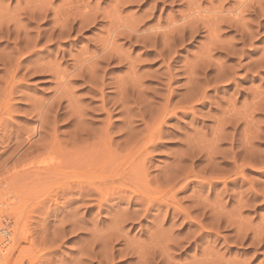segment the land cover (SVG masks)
Here are the masks:
<instances>
[{
  "label": "rangeland",
  "instance_id": "374dc122",
  "mask_svg": "<svg viewBox=\"0 0 264 264\" xmlns=\"http://www.w3.org/2000/svg\"><path fill=\"white\" fill-rule=\"evenodd\" d=\"M44 1L0 0V264H264V0Z\"/></svg>",
  "mask_w": 264,
  "mask_h": 264
},
{
  "label": "bare ground",
  "instance_id": "6f19581e",
  "mask_svg": "<svg viewBox=\"0 0 264 264\" xmlns=\"http://www.w3.org/2000/svg\"><path fill=\"white\" fill-rule=\"evenodd\" d=\"M43 1H44V0H43ZM122 1H124V0H122ZM236 1L239 2L240 4H241V2L244 3L242 0H236ZM245 1H246V0H245ZM115 2H116V1H115ZM36 3H37V2H36ZM43 3L45 4V1H44ZM43 3H41V5H42ZM122 3H123V2H122ZM235 3H236V2H235ZM44 4H43V5H44ZM48 4H49V3H48ZM48 4H45V5H48ZM37 5H40V3L38 2ZM37 5H36V6H37ZM221 6H222V5H221ZM238 6H240V5H238ZM41 7H42V6L38 7V8H40V11H42V10H41L42 8L44 9V7H42V8H41ZM48 7H49V6H48ZM243 7H244V6H243ZM246 7H247V6H246ZM36 8H37V7H36ZM38 8H37V9H38ZM45 8H46V7H45ZM240 9H241V8H240ZM240 9H239V10H240ZM243 9H244V8H243ZM34 10H35V9H34ZM46 10H47V8H46ZM46 10H45L44 12H46ZM217 10H218V9H217ZM234 10H235V9H234ZM237 10H238V9H237ZM241 10H242V9H241ZM38 11H39V10H38ZM38 11H37V12H38ZM190 11H191V9H190ZM215 11H216V10H215ZM42 12H43V11H42ZM44 12H43V13H44ZM192 12H193V11H192ZM235 12H236V11H235ZM30 13H32V12H30ZM35 13H36V11H35ZM57 13H58V12H57ZM63 13H64V12H63ZM194 13H195V12H194ZM215 13H216V12H215ZM237 13H238V12H237ZM36 14H37V13H36ZM41 14H42V13H41ZM41 14H39V15H40V16H43V15H41ZM59 14H60V13H59ZM78 14H79V13H78ZM78 14L76 15V17L79 16V15H80V17H82L81 13H80L79 15H78ZM82 14H84V13L82 12ZM238 14H239V13H238ZM57 15H58V14H57ZM57 15H56V16H57ZM87 15H88V13H87ZM193 15H194V14H193ZM201 15H202V14H201ZM239 15H240V14H239ZM35 16H36V15H35ZM37 16H38V15H37ZM37 16H36V17H37ZM56 16H55V17H56ZM63 16H64V15H63ZM84 16H85V14L83 15V18H84ZM196 16H197V15H196ZM30 17H31V16H30ZM32 17H33V16H32ZM43 17H44V16H43ZM61 17H62V16H61ZM88 17H89V16H86L85 18H88ZM93 17H95V16H94V15L91 16V18H93ZM205 17H206V15H205ZM216 17H217V16H216ZM197 18H198L199 20H197ZM197 18H196L197 22H196L195 24H197V23L200 21V18H202V17H197ZM208 18H209V17H208ZM213 18H214V17H213ZM217 18H218V17H217ZM44 19H45V18H44ZM56 19H57V18H56ZM58 19H60V17H58ZM93 19H94V18H93ZM93 19H92V20H93ZM203 19H204V18H203ZM203 19H201V20L204 21ZM218 19H219V18H218ZM218 19H217V20H218ZM80 20H82V19H80ZM196 20H195V21H196ZM31 21H32V20H31ZM62 21H64V19H62ZM62 21H60V22H62ZM65 21H66V19H65ZM87 21H88V20H87ZM205 21H206V20H205ZM205 21H204V22H205ZM207 21H208V20H207ZM212 21H213V20H212ZM214 21H215V20H214ZM237 21L239 22V20H237ZM89 22H90V20H89ZM92 22H93V21H92ZM190 22H191V21H190ZM192 22H193V23H192ZM192 22L189 23V24H191L190 27L194 26V21H192ZM209 22H210V20H209ZM238 22H237V24H238ZM82 23H84V22H82ZM82 23H81V24H82ZM86 23H87V22H86ZM207 23H208V22H207ZM207 23L205 22V24H207ZM213 23H214V22H213ZM213 23H212V24H213ZM64 24H65V23H64ZM174 24H175V23H174ZM187 24H188V23H186V26H187ZM189 24H188V25H189ZM192 24H193V25H192ZM200 24H201V23H200ZM212 24H210V25H212ZM214 24H215V23H214ZM86 25H87V24H86ZM176 25H177V24H176ZM201 25H202V24H201ZM122 26H123V25H122ZM122 26H121V27H122ZM125 26H126V25H125ZM171 26H173V25H171ZM179 26H180V25H179ZM207 26H208V24H207ZM81 27H82V25H81ZM85 27H86V26H85ZM110 27H111V26H110ZM112 27H113V26H112ZM118 27H119V26H118ZM121 27H120V28H121ZM123 27H124V26H123ZM175 27H176V26H175ZM187 27H188V26H187ZM194 27H195V26H194ZM196 27H197V26H196ZM204 27H205V26H204ZM208 27H209V26H208ZM115 28H116V27H115ZM126 28H128V27H126ZM129 28H130V27H129ZM171 28H172V27H171ZM176 28H177V27H176ZM176 28H175V29H176ZM188 28H189V27H188ZM192 28H193V27H192ZM197 28H198V27H197ZM197 28H196V29H197ZM71 29H72V28H71ZM111 29H112V28H111ZM157 29H158V28H157ZM173 29H174V28H173ZM175 29H174V30H170L171 33H170V32H169V33H170V34H173V33H174L173 31H175ZM202 29H203V28H202ZM112 30H113V29H112ZM112 30H110V32H111ZM128 30H129V29H128ZM135 30H136V28H135ZM186 30H187V28H186ZM197 30H198V29H197ZM59 31H60V30H59ZM131 31H132V30H131ZM154 31H155V30H154ZM177 31H178V29H177ZM180 31H181V33H184V32H182L181 29H180ZM187 31H189V30H187ZM187 31H186V33H187ZM194 31H195V30H194ZM62 32H63V30H62L61 32H59V33L61 34ZM108 32H109V31H108ZM132 32H134V33L136 32V34H137V31H134V30H133ZM143 32H144V31H143ZM143 32H142V33H143ZM161 32H162V31H161ZM164 32H165V31H164ZM166 32H167V31H166ZM4 33H5V32H4ZM59 33H58V34H59ZM119 33H120V32H119ZM129 33H130V32H129ZM134 33H133L134 38H135V37H138V36L134 35ZM178 33H179V34H176L177 36L180 35V32H178ZM0 34H1V33H0ZM24 34H25V33H24ZM114 34H115V33H114ZM117 34H118V32H117ZM120 34L122 35V32H121ZM124 34H125V33H124ZM159 34H161V33H159ZM192 34H193V36H194V33H193L192 31H190L189 34H188V36H189L188 38H189V39H190V36H192ZM212 34H213V33H212ZM2 35H3V34H2ZM18 35H19V34H18ZM106 35H107V34H106ZM110 35H111V34H110ZM125 35H126V34H125ZM130 35H132V34H130ZM148 35H149V34H148ZM161 35H162V34H161ZM161 35H160V37H161ZM164 35H165V34H164ZM167 35H168V34H167ZM5 36H6V35H5ZM50 36L52 37V35H50ZM50 36H47V37H50ZM112 36H113V35H112ZM116 36H117V35H116ZM169 36H170V35H169ZM169 36H167V37H169ZM172 36H173V35H171V37H172ZM180 36H181V35H180ZM182 36H185V34L182 35ZM193 36H192V37H193ZM211 36H212V35H211ZM14 37H15V36H14ZM17 37H18V36H17ZM22 37H23V35H22ZM51 37H50V38H47V39L50 40ZM121 37H122V36H121ZM143 37H145V36H143ZM146 37H147V36H146ZM146 37H145V38H146ZM148 37H149V36H148ZM158 37H159V36H158ZM164 37H165V36H164ZM164 37H163V40H164ZM212 37H213V36H212ZM214 37H215V35H214ZM111 38H113V37H111ZM111 38H109V39H111ZM117 38H118V37H117ZM128 38L130 39V37H128ZM13 39H14V38H13ZM37 39H38V38H37ZM107 39H108V38H107ZM129 39H128V40H129ZM136 39H137V38H136ZM138 39H140V38H138ZM147 39H148V38H147ZM166 39H167V38H166ZM171 39H172V38H171ZM18 40H19V39H18ZM35 40H36V39H35ZM104 40H105V39H104ZM148 40L150 41V39H148ZM148 40H146V41L148 42ZM151 40H152V38H151ZM153 40H154V42H155V37H154ZM167 40H168V39H167ZM174 40H178L179 43H180V42H183L184 37H176V36H175V37H174ZM27 41L29 42V40H27ZM27 41H25V42H27ZM169 41H170V43H171L173 40H169ZM216 41H217V40H216ZM15 42H17V41H15ZM15 42H14V43H15ZM25 42H24V44L22 45L23 47H20V48L23 49V51H25V50L30 46L29 44H27V43H25ZM50 42H52V39H51ZM50 42L47 41L46 43H50ZM102 42H103V41H102ZM144 42H145V41H144ZM144 42H143V44H145ZM150 42H152V41H150ZM150 42H148V43L150 44ZM161 42H162V41H161ZM21 43H22V42H21ZM31 43H32V42H31ZM103 43H104V42H103ZM152 43H153V42H152ZM152 43H151V45H152ZM114 44H115V43H114ZM156 44H157V42H156ZM163 44H164V43L162 42V45H163ZM15 45H16V44H15ZM17 45H19V43H18ZM31 45H33V44H31ZM101 45H102V44H101ZM147 45H148V44H147ZM147 45H146V46H147ZM165 45H166V44H165ZM105 46H106V44H105ZM153 46H154V45H153ZM157 46H158V45H157ZM159 46H160V45H159ZM174 46H175V45H174ZM33 47H34V46H33ZM112 47H113V46H112ZM112 47H111V48H112ZM170 47H171V46L166 45V48H165L166 50H165V51L168 52V50H170ZM172 47H173V46H172ZM16 48H17V47H16ZM106 48H107V46H106ZM151 48L154 49V47H151ZM163 48H164V46H163ZM16 50H17V51H21V50H19V49H16ZM103 50H104V49H103ZM107 50H108V49H107ZM107 50H106V51H107ZM109 51H110V50H109ZM26 52H27V50H26ZM101 52H102V51H101ZM28 53H29V52H28ZM103 53H104V51H103ZM24 54H25V53H24ZM159 54H160V53H159ZM163 54H164V53H163ZM163 54H160V55H163ZM8 55H9V54H8ZM18 55H19V54H18ZM18 55H17V56H18ZM20 55H21V54H20ZM28 55H29V54H28ZM99 55H101V53H99ZM102 55H104V54H102ZM110 55H111V54H110ZM6 56H7V55H6ZM6 56H5V57H6ZM10 56H11V55H10ZM10 56H9V57H10ZM107 56L110 57L109 55H106V56L104 55L103 57L100 56V57H102V58H101V61H102V59H104V62L107 61V60H105V58L108 59ZM9 57H8V58H9ZM11 57H12V56H11ZM2 58H3V57H2ZM8 58H7V59H8ZM12 58H13V57H12ZM15 58H16V57H15ZM92 59H93V58H92ZM113 59H114V58H113ZM1 60H2V59H1ZM8 60L10 61V58H9ZM8 60H5V59H4L3 61H8ZM11 60H12V59H11ZM13 60H14V59H13ZM99 60H100V59H99ZM109 60H110V59H109ZM109 60H108V61H109ZM119 60H120V59H119ZM86 61H87V60H86ZM86 61H85V62H86ZM95 61H96V60H95ZM14 62H15V61H14ZM89 62H90V60H89ZM92 62H93V61H91V63H92ZM2 63H3V62H2ZM91 63H88V64H91ZM93 63H94V62H93ZM6 64H7V62H6ZM11 64H13V63H11ZM11 64H10V65H11ZM16 64H17V63H16ZM43 64H44V63H43ZM49 64H50V63H49ZM81 64H82V63H81ZM94 64H95V63H94ZM33 65H34V64H33ZM40 65H41V64H40ZM92 65H93V64H92ZM7 66H8V64H7ZM11 66H12V65H11ZM19 66H20V65L17 64V65H15L14 67H12L15 73H16L17 69L19 68ZM43 66H44V65H43ZM49 66H51V64L48 65V68H49ZM36 67H39V66H36ZM40 67H41V66H40ZM91 67H92V66H91ZM4 68H5V66H4ZM4 68H3V69H4ZM8 68H9V67H8ZM43 68H44V67H42V69L37 68V70H38V69H39V71H40V70H41V71H42V70H45V68H47L46 64H45V68H44V69H43ZM6 69H7V68H6ZM6 69H5V70H6ZM10 69H11V68H10ZM22 69H23V68H22ZM26 69H27V68H26ZM28 69H30V68H28ZM33 69H34V67H33ZM33 69H32V71L34 72L36 69H35V70H33ZM49 69H50V68H49ZM52 69H53V67H52ZM86 69H87V68H86ZM82 70H83V69H82ZM82 70H80V71H82ZM88 70H89V69H88ZM9 71H10V70H9ZM25 71H26V70H25ZM27 71H28V70H27ZM32 71H31V72H32ZM48 71L51 72V71H53V70H51V71L48 70ZM195 71H196V70H195ZM10 72L12 73V69H11ZM18 72H19V69H18ZM29 72H30V71H29ZM31 72H30V73H31ZM42 72H43V71H42ZM75 72H76V71H75ZM90 72H91V71H90ZM90 72H89V73H90ZM92 72H93V71H92ZM92 72H91V73H92ZM15 73H14V75H15ZM57 73H58V72H57ZM79 73H81V72H79ZM83 73H84V72H83ZM89 73H88V76H85L86 78H91L90 75L92 76L93 73H92V74H89ZM94 73H95V72H94ZM6 74H8L7 71H6ZM16 74H17V73H16ZM18 74H19V73H18ZM42 74H43V73H42ZM192 74H193V73H192ZM219 74H220V73H219ZM219 74H218V75H219ZM9 75H11V74H8V76H7L6 79H8V77L10 78ZM14 75H13V73H12L10 80L13 79V76H14ZM82 75H83V74H82ZM82 75H81V76H82ZM5 76H6V75H5ZM26 76H27V75H26ZM75 76H76V74H75ZM83 76H84V75H83ZM83 76H82V77H83ZM191 76H192V75H191ZM23 77H24V76H23ZM78 77H79V76H78ZM220 77H221V76H220ZM222 77H223V76H222ZM15 78H16V77H15ZM80 78H81V77H80ZM83 78H84V77H83ZM191 78H192V77H191ZM191 78H190V80L188 81V84H189V85H190V84H193V83H194L193 81H195V80H194L195 78H194V79L192 78V80H191ZM22 79H23V78H22ZM59 79H60V78H59ZM91 79H92V78H91ZM94 79H96V78H94ZM94 79H93V80H94ZM215 79H216V78H215ZM14 80H15V79H14ZM20 80H21V79H20ZM62 80H63V79H62ZM210 80H211V79H210ZM130 81H131V80H130ZM205 81H206V80H205ZM208 81H209V80H208ZM213 81H214V80H213ZM60 82H61V81H60ZM5 83H6V82H5ZM9 83H10V82H9ZM125 83L128 84L127 82H125ZM125 83H124V84H125ZM11 84H12V83H11ZM63 84H64V83H63ZM122 84H123V82H122ZM126 84H125V85H126ZM12 85H13V84H12ZM12 85H10V88H11V87H14V86H12ZM15 85H16V84H15ZM193 85H194V84H193ZM195 85H196V84H195ZM195 85H194V86H195ZM207 85H208V84H207ZM61 86H62V85H61ZM122 86H123V85H122ZM131 86H132V85H131ZM131 86H130V88H131ZM123 87H124V86H123ZM125 87H126V86H125ZM127 87H128V86H127ZM192 87H193V86H192ZM196 87H197V86H196ZM11 89H12V88H11ZM121 89H126V88H121ZM136 89L139 90V89H141V88H138V86H137ZM0 90H1V89H0ZM2 90H3V89H2ZM118 90H119V89H118ZM196 90H199V88H198V89L196 88ZM12 91H14V89H13ZM119 91H120V90H119ZM124 91H125V90H124ZM131 91H132V90H131ZM136 91H137V90H136ZM120 92H121V91H120ZM129 92H130V91H129ZM7 93H8V96L5 95L4 97H6V96H7V97L12 96V92H11V90H9V92H7ZM200 93H201V89H200L199 94H200ZM131 94H132V93H131ZM142 94H143L142 91L139 90V92L136 94L137 98L135 99V98L132 97V95H131V96H130V95L128 96L127 93H126V94H125V93H119V94H118L119 99L117 98L118 101H117V102L115 101V102L117 103V105H116L115 103H114V105L117 106V108H119L118 111H119L121 114H124L125 116H128V112H129V110H130L132 107H133V108H134V107H137V106L139 107V104H141V102H138V101L141 100V99L139 100V98H140L139 96H141ZM190 95H191V94H189L188 96H190ZM136 96H135V97H136ZM188 96H187V98H185L183 101L181 100V102H179V103H177V104H182V106L184 105L185 107H187L188 104L190 105V103L192 102L191 100H192V97H193V96H191V97H188ZM201 96H202V95H201ZM58 97H59V95H58ZM138 97H139V98H138ZM10 98H11V97H10ZM56 98H57V97H56ZM203 98H204V97H203ZM4 99H5V98H4ZM6 100H7V99H6ZM11 100H12V99H11ZM53 100H56V99H53ZM58 100H59V98H57V102H55V103H58L57 105H55V107L57 106V108L60 109V104H59L60 100H59V102H58ZM61 100H62V99H61ZM7 101L9 102V98H8ZM112 101H113V100H112ZM190 101H191V102H190ZM107 102H108V101H106V100L104 99V100L102 101L103 105H102L101 108H102V110L104 111V113H105V112L107 113V115H108V117H109V116H110V113H109V112L106 110V108H105V107H106L105 105L107 104ZM189 102H190V103H189ZM254 104H255V103H254ZM256 104H257V103H256ZM143 105H144V104H143ZM145 105H146V104H145ZM145 105H144V106H145ZM7 106H10V104L8 105V103H7V105H6V109L9 110V108H8ZM146 106H147V105H146ZM146 106L144 107V109L148 107V106H147V107H146ZM256 106L258 107V105H256ZM50 107H51V106H50ZM52 108H53V107H52ZM169 108H170V102H168V100H167V103L165 104L164 109L162 108V110H163V111H166V110H169ZM174 108H176V106H174ZM174 108H173V109H174ZM49 109H50V108H49ZM54 109H55V108H54ZM171 109H172V106H171ZM181 109H182V108H181ZM50 110H51V109H50ZM115 110H116V109H115ZM137 110H138V109H137ZM140 110H142V109L140 108L139 111H140ZM183 110H184V109H183ZM170 111H171V110H170ZM170 111H167L166 113H168V112H170ZM54 112L56 113V110H55ZM140 112H142V111H140ZM143 112H145V111H143ZM7 113H8V112H7ZM7 113H6V115H7ZM10 113H11V112H10ZM10 113H9V114H10ZM39 113H40V111H39ZM106 113H105V114H106ZM162 113H163V112H162ZM162 113H161V114H162ZM227 114H228V113H227ZM81 115H82V114H81ZM81 115H80V116H81ZM141 115H142V117H141L140 121H141L142 123H145V117H144L145 114L142 113ZM167 115H168V114H167ZM225 115H226V114H225ZM228 115H229V114H228ZM230 115H233V114H230ZM235 115H236V114H235ZM41 116H42V114H41ZM233 116H234V115H233ZM2 117H3V116H2ZM228 117H229V116H228ZM228 117H227V119H229ZM224 118H225V119L223 120V124H222V126H224V125L227 123V119H226V117H224ZM2 119H3V118H2ZM2 119H1V120H2ZM231 119H232V117H231ZM234 119H235V118H234ZM4 120H5V119H4ZM232 120H233V119H232ZM232 120H231V121H232ZM78 121H79V120H77V124H79ZM160 121H161V120H160ZM42 122H43V119H42ZM0 123H1V122H0ZM75 123H76V122H75ZM84 123H85V122H83V121L80 119V124H79V125H80V129H76V132H75V130H74V132H75L74 135H76L75 137H76L77 139H78L79 137H80V139H81L83 136H86V137H88L89 140H90V139H91L90 136H91V137H94V135L91 134V133L89 132L90 130L87 129V127H85ZM125 123H126V129H125V130H126V132L128 133V132H130V129H131V126H132V122H130V121L128 120V121L125 122ZM159 123H160V122H159ZM1 124H2V123H1ZM4 124H5V123H4ZM2 125H3V124H2ZM156 127H158V125H157ZM76 128H77V127H76ZM157 129H158V128H157ZM157 129H153V130L151 131V133L149 134V137H148V143H150V142L153 143V141L157 140V137L160 135V134H159V130H157ZM35 132L39 135V132H37V130H35L34 133H35ZM104 132H105V130H104ZM160 133H161V132H160ZM107 134H108V133H106V132L103 133V134L100 133V139H101V141L103 140V142H104L103 144H105V143H107V142H108V144H109L110 138L108 139ZM124 134H126V133H124ZM128 134H129V133H128ZM222 134H223V130L220 129L219 132H218V136L221 137ZM33 135H34V134H33ZM38 135H37V136H38ZM74 135H73V136H74ZM96 135H97V134H96ZM105 135H106V137H105ZM39 136H40V135H39ZM29 138H30V137H29ZM29 138H28V139H29ZM34 138H35V137H34ZM37 138L40 139V137H37ZM73 138H74V137H73ZM105 138H106V139H105ZM77 139H76V140H77ZM30 140L32 141L33 139H29L28 142H30ZM78 140H79V139H78ZM105 140H106V141L108 140V141L106 142ZM233 141H234V140H233ZM80 142H81V141H80ZM101 143H102V142H101ZM30 144H31V143H30ZM30 144H29V146H30ZM34 145H35V144H34ZM106 145H107V144H106ZM150 146H151V145H150ZM244 152H246V151H244ZM236 153H237V152H236ZM238 153H239V152H238ZM236 156H237V155H236ZM232 159H233V158H232ZM244 159H245V158H244ZM244 159H243V160H244ZM246 161H247V160H246ZM50 162H51V161H50ZM232 162H233V161H232ZM249 162H250V161H249ZM48 165H49V164H48ZM50 165H51V164H50ZM245 165H246V164H245ZM234 166L236 167L235 164H234ZM52 167H53V166H52ZM54 167H55V166H54ZM52 170H53V169H52ZM92 185H93V184H92ZM96 187H98V186H96ZM98 189H99V187H98ZM111 190H112V189H111ZM111 190H110V191H111ZM98 191H99V190H98ZM105 191H106V190H105ZM112 191H113V190H112ZM118 191H120V190H118ZM92 192H93V191H92ZM100 193H101V192H100ZM121 193H122V195H123L122 190H121ZM125 193H126V192H125ZM125 193H124V195H125ZM102 194H104V192H103ZM102 194H100V195H102ZM104 196H105V195H104ZM102 197H103V196H102ZM1 199H2V198H1ZM96 199H97V197H96ZM105 199H106V196H105ZM105 199H104V198L101 199V196H100V198L97 199V200L103 201V200H105ZM138 201H139V200H138ZM0 202H1V200H0ZM6 203H7V202H6ZM11 203H12V202H11ZM98 203H99V202H98ZM8 204H9V203H8ZM12 204H13V203H12ZM1 205H3V204H1ZM5 205H6V204H5ZM10 206H12V205L10 204ZM10 206H8L7 208L10 209V208H11ZM5 207H6V206H5ZM9 207H10V208H9ZM7 211H9V210H7ZM7 211H6V212H7ZM0 213H1V212H0ZM2 215H3V214H2ZM7 216H8V215H7ZM4 227H5V226H4ZM21 231H22V230H21ZM0 233H1V236L4 238V241H3L2 243L6 242V243L4 244V246H8L9 243H10V241H9V237L7 236L8 234H6V233H4V232H2V231H0ZM11 240H12V239H11ZM15 240H16V239H15ZM22 240H23V239H22ZM12 244H13V243H12ZM20 250H21V249H20ZM20 250H19V251H20ZM22 251H23V250H22ZM24 251H25V250H24ZM0 253H1V252H0ZM18 253H19V252H18ZM20 254H21V253H20ZM4 255H5V254H4ZM5 257H6V255H5ZM5 257H4V259L6 260ZM4 263H5V262H4ZM4 263H3V264H4Z\"/></svg>",
  "mask_w": 264,
  "mask_h": 264
}]
</instances>
